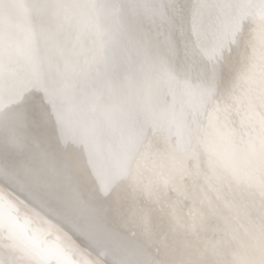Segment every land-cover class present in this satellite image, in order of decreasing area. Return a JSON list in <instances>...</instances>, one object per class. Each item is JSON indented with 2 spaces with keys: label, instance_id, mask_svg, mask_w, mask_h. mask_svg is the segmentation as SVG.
I'll return each instance as SVG.
<instances>
[{
  "label": "bare ground",
  "instance_id": "bare-ground-1",
  "mask_svg": "<svg viewBox=\"0 0 264 264\" xmlns=\"http://www.w3.org/2000/svg\"><path fill=\"white\" fill-rule=\"evenodd\" d=\"M250 3L0 0V264H172L216 239L167 164L250 54Z\"/></svg>",
  "mask_w": 264,
  "mask_h": 264
},
{
  "label": "clouds",
  "instance_id": "clouds-1",
  "mask_svg": "<svg viewBox=\"0 0 264 264\" xmlns=\"http://www.w3.org/2000/svg\"><path fill=\"white\" fill-rule=\"evenodd\" d=\"M258 3L250 54L196 114L191 147L167 164L165 187L191 200L202 224L218 219L223 226L215 240L193 241L172 264H264V0ZM226 189L239 198L226 203Z\"/></svg>",
  "mask_w": 264,
  "mask_h": 264
}]
</instances>
